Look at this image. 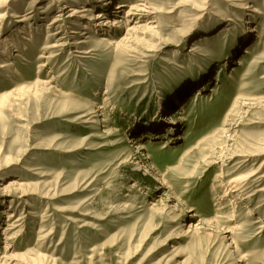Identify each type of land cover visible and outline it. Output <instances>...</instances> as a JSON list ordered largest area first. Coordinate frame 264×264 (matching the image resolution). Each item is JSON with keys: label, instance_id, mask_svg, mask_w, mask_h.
Wrapping results in <instances>:
<instances>
[{"label": "rangeland", "instance_id": "obj_1", "mask_svg": "<svg viewBox=\"0 0 264 264\" xmlns=\"http://www.w3.org/2000/svg\"><path fill=\"white\" fill-rule=\"evenodd\" d=\"M3 62L0 264H264V0H0Z\"/></svg>", "mask_w": 264, "mask_h": 264}, {"label": "bare ground", "instance_id": "obj_2", "mask_svg": "<svg viewBox=\"0 0 264 264\" xmlns=\"http://www.w3.org/2000/svg\"><path fill=\"white\" fill-rule=\"evenodd\" d=\"M105 1V0H104ZM107 1V0H106ZM109 2V1H108ZM110 4V3H109ZM111 5V4H110ZM105 6V5H104ZM83 10H85V9H83ZM88 10V9H87ZM252 11H258V9L257 8H252L251 9ZM261 13V12H260ZM57 14H59V13H57ZM60 16L61 15H57L56 17H54V19L51 21V23H50V25H52L54 28H60L61 27V23H60V21H62V19L60 18ZM96 16V18H102L104 15L103 14H101V13H97V15H95ZM107 19V18H106ZM108 20V19H107ZM104 21V23H107L108 21ZM110 22V21H109ZM115 23V21H113V24ZM103 24V23H102ZM86 27V26H85ZM251 29H252V31H253V29H254V27H251ZM251 29H248V30H250L251 31ZM58 30V29H57ZM255 30V29H254ZM53 31V30H52ZM52 34V33H51ZM53 35V34H52ZM49 36V35H48ZM248 35H247V32L244 34V36L243 37H247ZM52 37V36H51ZM64 36H60L58 39L59 40H62L63 42H61L60 44H56V45H51V46H49L48 48H55V47H58V46H60V45H62V43H65V40H64ZM82 42H84V41H79V43H82ZM65 45V44H64ZM46 47V46H45ZM76 52H80V53H83V51H79V50H76ZM51 56H53V55H50V58H51ZM40 58L41 57H46V55H44V54H41L40 56H39ZM47 58H48V56H47ZM44 64V63H43ZM11 65V63H1L0 64V67L1 68H7V67H9ZM203 85V84H202ZM84 116V115H83ZM153 169L154 167H153V165H151L150 166V169ZM145 173H152V175L154 176V178H153V180H155V181H157V182H161L162 180H161V177L159 176V174H157V173H153V172H151L149 169H147L146 171H145ZM13 182H15V181H10L9 182V184H12ZM15 216V215H14ZM11 217H13V216H11V215H9V218H11ZM14 226H16V225H14ZM264 226V224H262L261 225V227H263ZM3 257H5L4 256V254H2L1 255V258H3ZM10 260V259H9ZM4 262H5V260H4ZM12 264H15V263H12ZM16 264H17V262H16Z\"/></svg>", "mask_w": 264, "mask_h": 264}]
</instances>
